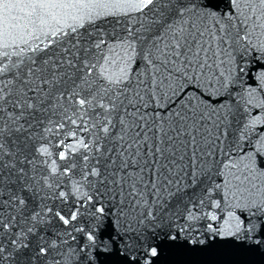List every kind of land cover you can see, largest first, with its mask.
<instances>
[{"label":"snow or ice","instance_id":"6c2138e0","mask_svg":"<svg viewBox=\"0 0 264 264\" xmlns=\"http://www.w3.org/2000/svg\"><path fill=\"white\" fill-rule=\"evenodd\" d=\"M0 0V264L264 250V0Z\"/></svg>","mask_w":264,"mask_h":264},{"label":"water","instance_id":"95a60500","mask_svg":"<svg viewBox=\"0 0 264 264\" xmlns=\"http://www.w3.org/2000/svg\"><path fill=\"white\" fill-rule=\"evenodd\" d=\"M220 2L221 7L226 4V0ZM117 231L109 218L102 235L113 238L116 243L110 256H100V264H124L118 251L120 239L117 237ZM162 248L161 264H264V250L248 251L236 245L226 244L219 239L212 241L204 250L173 248L167 244L162 245Z\"/></svg>","mask_w":264,"mask_h":264}]
</instances>
